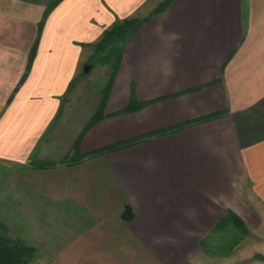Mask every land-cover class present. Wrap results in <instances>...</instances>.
Segmentation results:
<instances>
[{
	"label": "crops",
	"instance_id": "1",
	"mask_svg": "<svg viewBox=\"0 0 264 264\" xmlns=\"http://www.w3.org/2000/svg\"><path fill=\"white\" fill-rule=\"evenodd\" d=\"M163 1L0 0V165L38 264H264V0Z\"/></svg>",
	"mask_w": 264,
	"mask_h": 264
},
{
	"label": "rangeland",
	"instance_id": "2",
	"mask_svg": "<svg viewBox=\"0 0 264 264\" xmlns=\"http://www.w3.org/2000/svg\"><path fill=\"white\" fill-rule=\"evenodd\" d=\"M85 51L86 53L84 52L83 54H86L85 57L87 58V61H83L79 65V72L75 80V82H81L79 87L76 89V91L80 93L89 88L81 87L82 83L84 82H88L91 85H96L111 79V72L120 59L121 45L120 41L118 40L114 44L108 46V48L105 50H102L101 52H95L93 55H88L89 50L87 48H85ZM87 64H90L92 67H94L92 70H89L88 73H85L84 67ZM14 170L15 169L13 168H6L3 165H0V218L9 226L11 236L18 238L20 237L25 240L32 237V233L30 232V218L25 214V211L22 210V206L17 194L12 189L11 183L8 182V177L10 174L13 175ZM216 237L220 241L217 245L219 247L222 246L221 251H223L226 248V244H229L227 243L228 239L229 241L232 240L236 242L240 236L235 237L229 234H227V236H222L219 233ZM32 242L33 241H28V244L32 245ZM35 264H38L36 262V257Z\"/></svg>",
	"mask_w": 264,
	"mask_h": 264
},
{
	"label": "trees",
	"instance_id": "3",
	"mask_svg": "<svg viewBox=\"0 0 264 264\" xmlns=\"http://www.w3.org/2000/svg\"><path fill=\"white\" fill-rule=\"evenodd\" d=\"M172 0H164L157 10H164L170 4ZM140 18H128L124 20H118L114 22L108 29L105 30L101 39L93 44L96 52L108 48V46L114 44L116 41H120L125 37H128L134 30H136L141 23ZM115 70V69H114ZM113 75V72H112ZM97 118L92 119L89 126L95 123ZM180 127L172 128L177 130ZM134 141H127L120 144H116L108 147L106 150H116L133 144ZM74 155L66 157L63 163H74L76 159ZM40 168L51 167L49 163H39L36 165ZM122 216L126 220H131L134 217V210L130 204H126L121 212ZM9 226L0 218V264H35L36 249L33 245L28 244L24 239L13 237L10 235Z\"/></svg>",
	"mask_w": 264,
	"mask_h": 264
},
{
	"label": "water",
	"instance_id": "4",
	"mask_svg": "<svg viewBox=\"0 0 264 264\" xmlns=\"http://www.w3.org/2000/svg\"><path fill=\"white\" fill-rule=\"evenodd\" d=\"M91 69H92V65L87 64V65H85V67H84V72H85V73H88L89 70H91Z\"/></svg>",
	"mask_w": 264,
	"mask_h": 264
}]
</instances>
